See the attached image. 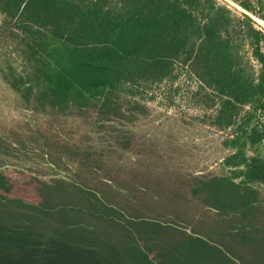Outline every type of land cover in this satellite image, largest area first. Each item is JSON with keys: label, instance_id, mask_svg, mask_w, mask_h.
<instances>
[{"label": "trees", "instance_id": "16d2710c", "mask_svg": "<svg viewBox=\"0 0 264 264\" xmlns=\"http://www.w3.org/2000/svg\"><path fill=\"white\" fill-rule=\"evenodd\" d=\"M231 1L243 13L218 0H0L22 62L4 79L31 112L133 122L184 72L230 151L228 173L171 181L61 133L0 130V264H264V0ZM29 154L53 171L13 165Z\"/></svg>", "mask_w": 264, "mask_h": 264}, {"label": "rangeland", "instance_id": "374dc122", "mask_svg": "<svg viewBox=\"0 0 264 264\" xmlns=\"http://www.w3.org/2000/svg\"><path fill=\"white\" fill-rule=\"evenodd\" d=\"M218 1L227 5L237 15L243 13V10L231 0ZM256 20L264 27L263 21L261 23L257 18ZM3 22L4 17L0 15V130L2 132L9 135L17 133L26 135L30 132L36 135L37 131L45 134L61 133L72 144L90 143L98 151L114 152L115 159L121 158L125 162L141 164L139 168L145 173H149V170L156 166L168 168L171 173L177 174L171 181H178L179 175L208 177L228 173L223 166L224 159L230 153L222 144L226 134L212 129L201 121L204 111L198 108L192 99V93L199 86L196 79L183 72L175 84L163 83L153 87L144 101L146 114H136L138 118L133 122L119 117L104 123L96 115L94 119L93 114L65 117L36 114L27 109L25 101L4 79L5 73L20 67L22 62L16 52V42H12L9 33L2 28ZM130 106L127 101L123 103L122 108L126 111ZM140 109L141 107L137 111ZM125 133L132 138L129 144L123 145L124 152H122L119 150L118 142L119 137L122 138ZM263 152L264 146L260 149V153ZM29 155L31 160L25 162L17 160L13 165L45 169L46 173L53 171L40 157ZM172 187L176 188L177 184H173ZM262 190L264 193V187ZM191 211L205 215V226L214 224L216 216L212 211L201 209L196 203L191 207Z\"/></svg>", "mask_w": 264, "mask_h": 264}, {"label": "bare ground", "instance_id": "6f19581e", "mask_svg": "<svg viewBox=\"0 0 264 264\" xmlns=\"http://www.w3.org/2000/svg\"><path fill=\"white\" fill-rule=\"evenodd\" d=\"M259 22L263 23L261 20L258 19ZM264 24V23H263Z\"/></svg>", "mask_w": 264, "mask_h": 264}]
</instances>
